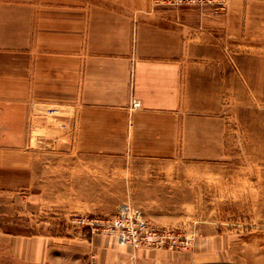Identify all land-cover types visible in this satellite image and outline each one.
<instances>
[{
	"label": "rangeland",
	"instance_id": "1",
	"mask_svg": "<svg viewBox=\"0 0 264 264\" xmlns=\"http://www.w3.org/2000/svg\"><path fill=\"white\" fill-rule=\"evenodd\" d=\"M159 1L152 0L187 9L194 23L185 57L187 119L179 128L189 127L191 139L193 128L204 129L206 145L191 144L189 160L181 152L142 159L130 152H76L68 130H35L29 183L0 189V245L12 243L15 257L43 254L46 264H183L189 248L193 264L196 236L210 238L220 229L245 237L253 227L264 240V185L249 182L264 175V0L250 8L252 33L237 41L223 38L226 31L214 38L200 29L202 18L224 17L229 0ZM216 139L223 149L218 159ZM231 151L238 155L232 199ZM123 206L139 211L145 224L139 226L134 215L121 217ZM219 249L210 242L208 256ZM225 251L229 258L230 249Z\"/></svg>",
	"mask_w": 264,
	"mask_h": 264
},
{
	"label": "crops",
	"instance_id": "2",
	"mask_svg": "<svg viewBox=\"0 0 264 264\" xmlns=\"http://www.w3.org/2000/svg\"><path fill=\"white\" fill-rule=\"evenodd\" d=\"M261 2L229 0L224 17L202 18L200 29L214 38L225 31L230 41L248 38L250 8ZM191 25L187 9L152 0H0V189L29 183L35 130H68L71 148L81 153L166 160L181 152L189 160L191 144L200 148L208 141L202 128H193L192 139L189 127L179 128L187 119L182 107ZM214 143L222 158L221 139ZM237 158L231 151V199L237 198ZM253 178L250 183L264 185V175ZM257 229L245 237L220 229L210 238L196 236L193 264H264ZM210 242L220 248L213 257ZM13 248L0 245V264L49 263L43 254L15 257ZM190 261L188 248L182 262Z\"/></svg>",
	"mask_w": 264,
	"mask_h": 264
},
{
	"label": "built area",
	"instance_id": "3",
	"mask_svg": "<svg viewBox=\"0 0 264 264\" xmlns=\"http://www.w3.org/2000/svg\"><path fill=\"white\" fill-rule=\"evenodd\" d=\"M165 1L168 2V3H171V4H180V3H189L190 2V0H165ZM194 1H197V2H200V3H205V2H212L214 0H194ZM159 2H161V0ZM119 215L121 217H125L127 215L128 216L129 215H134V217L137 218L139 226L142 227L145 224V221L142 220L141 213L139 211L133 212V210L130 209L129 207H127V206H123V207L119 208ZM119 223H121V221H119ZM123 239H124V237H123Z\"/></svg>",
	"mask_w": 264,
	"mask_h": 264
}]
</instances>
